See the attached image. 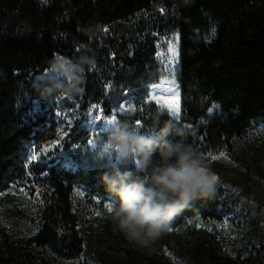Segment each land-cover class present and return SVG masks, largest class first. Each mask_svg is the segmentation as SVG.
I'll list each match as a JSON object with an SVG mask.
<instances>
[{
	"label": "trees",
	"instance_id": "16d2710c",
	"mask_svg": "<svg viewBox=\"0 0 264 264\" xmlns=\"http://www.w3.org/2000/svg\"><path fill=\"white\" fill-rule=\"evenodd\" d=\"M172 31L185 132L176 139L219 178L215 199L194 201L172 224L209 233L185 264H264V0H0V264H162L114 229L102 172L78 153L90 154L89 131L70 135L73 165L29 155L56 136L58 116L109 109L111 97L137 93L118 121L162 127L169 112L146 97L162 73L158 35ZM84 49L96 59L84 93L42 98L33 81L47 61Z\"/></svg>",
	"mask_w": 264,
	"mask_h": 264
},
{
	"label": "clouds",
	"instance_id": "9594fccd",
	"mask_svg": "<svg viewBox=\"0 0 264 264\" xmlns=\"http://www.w3.org/2000/svg\"><path fill=\"white\" fill-rule=\"evenodd\" d=\"M84 34L90 36L91 31L85 29ZM78 51V57L55 55L47 61L33 81L42 98L84 93L96 59L87 49ZM169 117L162 127L157 122L147 130L105 117L106 139L96 152L100 180L110 196L108 217L114 229L141 250H153L177 216L196 200L215 199L218 191V176L191 145L176 139L185 135L177 125L179 117Z\"/></svg>",
	"mask_w": 264,
	"mask_h": 264
},
{
	"label": "rangeland",
	"instance_id": "374dc122",
	"mask_svg": "<svg viewBox=\"0 0 264 264\" xmlns=\"http://www.w3.org/2000/svg\"><path fill=\"white\" fill-rule=\"evenodd\" d=\"M179 52L180 42L179 33L177 31L169 32L165 35H158L157 39V52L155 54L156 60L161 67V75L156 82L151 83L147 88L146 100L149 102H155L160 108V104L156 99H150L153 96H163L165 99L172 97L175 92L179 93L180 104V86L178 82V70H179ZM109 88V87H108ZM168 89L172 91L169 92ZM137 93L128 95L123 99L117 97H111V104L109 109L101 103H94L83 114L71 113L62 114L58 116V132L56 136L52 137L50 141L45 140L39 147L33 149L29 155V159L40 161L42 157L52 153L55 157L60 158L65 164L73 165L74 157L73 152L77 151L76 146H72L70 142L71 133H75L78 130L85 129L89 131L91 138L89 141L90 154L85 150H78L80 158L86 160L87 156H91V160L95 163L96 152L103 144V140L106 139L103 135V121L105 117H115L118 120V114L133 113L136 109ZM168 111L167 108H163ZM169 112V111H168ZM170 113V112H169ZM95 120V124H92V120ZM73 129H76L73 130ZM100 136L102 143L97 147L98 142L94 137ZM214 172V171H213ZM223 175L231 177L233 175L230 170L224 168L220 171ZM217 176L218 174L214 172ZM208 230L201 224L195 227V232L187 234L183 230H177L172 228L167 235L162 237L153 250H141L139 258L147 261L152 258L162 264H185L186 250L190 247L191 242L194 241L199 235H208ZM117 258H122V255H115ZM73 262H66V264H72Z\"/></svg>",
	"mask_w": 264,
	"mask_h": 264
},
{
	"label": "snow or ice",
	"instance_id": "6c2138e0",
	"mask_svg": "<svg viewBox=\"0 0 264 264\" xmlns=\"http://www.w3.org/2000/svg\"><path fill=\"white\" fill-rule=\"evenodd\" d=\"M168 91L171 92L172 90L168 89ZM150 99H156L157 102L160 104L161 108H167L171 114L179 117L180 104H179V93L178 92H175V94L168 99H165L163 96H153V97H150ZM113 119H115V117H113ZM212 158L216 159L217 157H212ZM33 159H35V157H33ZM105 207L109 209L110 205L105 204ZM170 231H172V228L170 229Z\"/></svg>",
	"mask_w": 264,
	"mask_h": 264
}]
</instances>
